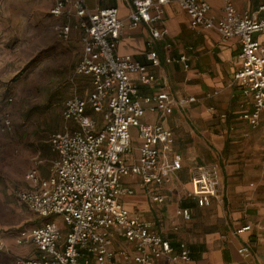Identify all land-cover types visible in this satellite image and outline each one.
<instances>
[{"label": "built area", "instance_id": "1", "mask_svg": "<svg viewBox=\"0 0 264 264\" xmlns=\"http://www.w3.org/2000/svg\"><path fill=\"white\" fill-rule=\"evenodd\" d=\"M129 3V23H144L149 28L145 59L150 66L160 63L152 42L167 34L161 19L164 5L169 3H176L185 12L189 28L195 32L212 29L221 40L238 38L239 66L232 83L239 86L247 106L239 116L252 127L257 125L260 115H264V0H259L252 12L237 11L231 0H221L219 15L210 12L207 0ZM49 13L63 19L56 29L62 39L68 37L71 28L79 30L81 54L74 74L88 76L91 89L84 96L72 94L65 99L60 113L62 127L48 137L50 150L55 154L48 175L40 177L37 169L31 167L24 175L29 186L16 192L17 199L41 220L16 234L17 244L29 241L37 253L32 257H15L14 263L155 264L166 259L170 264H193L184 242L171 245L150 220L130 213L122 197L133 194V189L123 184V178L131 175L145 188L155 185L171 191L170 183L181 166V158L172 151L173 135L162 121L174 106H184L195 98L164 91L139 93V85L150 83L154 75L145 63L115 53L122 27L115 7L90 11L84 0H51ZM187 58L180 54L166 56L164 61L185 62ZM11 100L10 96H2L0 86V133L12 127L4 108ZM146 110L157 112L159 120L143 122ZM132 129L139 140L138 156L127 162L123 154L131 150ZM188 173L190 187L185 190L186 199L197 206H207L219 196L217 162L194 165ZM148 190L151 200L163 201L162 195ZM176 213L184 220L190 217L186 206H178ZM258 227L264 229V225ZM250 228L246 224L234 232ZM117 239L130 248H114ZM4 249L0 240V251ZM237 252L248 255V245L240 246Z\"/></svg>", "mask_w": 264, "mask_h": 264}, {"label": "crops", "instance_id": "2", "mask_svg": "<svg viewBox=\"0 0 264 264\" xmlns=\"http://www.w3.org/2000/svg\"><path fill=\"white\" fill-rule=\"evenodd\" d=\"M84 1L90 11L104 7L117 9L122 27L115 53L145 63L154 75L150 83L139 85L140 94L164 91L178 97L195 98L184 106H174L162 121L172 132V151L181 158V166L170 183L171 191L155 185L145 188L136 176H126L123 184L132 188L133 194L122 197L124 206L130 213L150 220L159 233L169 238L171 245L184 242L193 264H264V229L258 227L264 225V115H260L254 127L239 116L247 106L243 104L239 86L232 83L233 73L239 66L238 38L221 40L212 29L195 32L189 28L185 12L176 3H169L164 5L161 19L167 34L152 42L160 63L150 66L145 59L149 50V28L144 23L135 26L129 23L130 0ZM207 2L210 12L219 15L221 9L215 11L212 0ZM231 2L237 11L252 12L259 0ZM73 34L80 45L79 30L71 29L70 37ZM180 54L187 55L185 62L164 61L166 56ZM94 117L98 119L99 115ZM158 120L157 112L144 111L143 122ZM132 131L131 150L123 154L127 162L138 156L139 140L135 130ZM48 149L53 159L55 154L49 142ZM52 159L47 167L41 165L42 160H35L34 167L40 177L48 175ZM209 162L219 165L221 189L209 205L197 206L193 200L185 198V190L190 187L188 169ZM26 183L25 188L29 186ZM148 188L162 195L163 201L151 200ZM178 206L188 207L189 219L184 220L176 213ZM35 217L34 224H37L41 219ZM246 224L251 226L250 230L234 232ZM18 245L21 246L15 249L20 255L16 257H32L37 253L29 241ZM242 245L249 247L246 256L237 252ZM113 247L129 249L130 245L117 239ZM155 264L170 262L159 259Z\"/></svg>", "mask_w": 264, "mask_h": 264}, {"label": "rangeland", "instance_id": "3", "mask_svg": "<svg viewBox=\"0 0 264 264\" xmlns=\"http://www.w3.org/2000/svg\"><path fill=\"white\" fill-rule=\"evenodd\" d=\"M50 2L0 0V86L1 94L12 98L4 104L12 127L0 133V240L6 248L0 264H14L20 255L15 248L21 246L17 232L37 221L16 197L27 186L25 173L38 160L49 165L48 136L62 127L64 100L90 89L88 76L73 75L80 45L74 34L66 41L58 37L59 20L49 13ZM212 4L221 9L219 0Z\"/></svg>", "mask_w": 264, "mask_h": 264}, {"label": "trees", "instance_id": "4", "mask_svg": "<svg viewBox=\"0 0 264 264\" xmlns=\"http://www.w3.org/2000/svg\"><path fill=\"white\" fill-rule=\"evenodd\" d=\"M61 20H63V19H61ZM71 29H73V28H71ZM77 30V29H76ZM59 37V36H58ZM61 40H64V41H66V40H69L70 39V33H69V35H68V37L66 38V39H62L61 37H59ZM81 46V45H80ZM78 61V60H77ZM77 63V62H76ZM76 63H75V65H76ZM75 65H74V67H75ZM18 75V74H17ZM17 75H15L13 78H12V80H15L17 77ZM73 75H82V74H74V68H73ZM83 76H85V75H83ZM2 96H8V95H5V93L4 94H2ZM65 101V100H64ZM64 103V102H63ZM63 107V106H62ZM62 110V109H61ZM61 113V112H60Z\"/></svg>", "mask_w": 264, "mask_h": 264}]
</instances>
